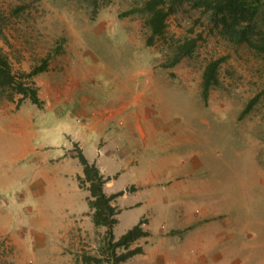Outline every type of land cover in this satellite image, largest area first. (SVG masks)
<instances>
[{"label":"rangeland","instance_id":"rangeland-1","mask_svg":"<svg viewBox=\"0 0 264 264\" xmlns=\"http://www.w3.org/2000/svg\"><path fill=\"white\" fill-rule=\"evenodd\" d=\"M146 1L0 0V49L14 74L47 60L34 77L41 108L0 100V264H107L78 149L107 194L124 192L115 240L140 221L150 232L123 264H264L263 54L172 0L149 46ZM255 24L260 44L264 7ZM194 38V53L167 67ZM215 61L218 83L204 97Z\"/></svg>","mask_w":264,"mask_h":264},{"label":"trees","instance_id":"trees-1","mask_svg":"<svg viewBox=\"0 0 264 264\" xmlns=\"http://www.w3.org/2000/svg\"><path fill=\"white\" fill-rule=\"evenodd\" d=\"M192 2L195 7L210 13L212 19L219 29L221 35L228 42L236 45L247 44L256 48L264 57V32L260 44L255 40L258 35L256 20L259 17L264 0H172V4ZM166 0H147L142 12L146 14L145 26L150 30L151 36L147 42L149 46L154 45V39L163 37L165 34L167 20L170 10L166 7ZM261 33V32H259ZM197 39H188L178 44L174 51L173 60L167 67H173L183 58L190 57L196 47ZM47 60L39 67L32 69L29 73L14 74L8 58L0 49V100L15 101L20 95L23 99H30L32 104L41 108L43 102L38 96V89L34 77L46 70ZM219 61L210 63L203 75V95L218 83ZM75 157L82 166V175H78L79 188L88 192L86 198L90 210L92 222L97 228H105L104 247L107 264H123L136 255L144 253L142 246L133 248L134 244L141 239L148 238L150 232L143 228V221L129 229L117 241L113 234V228L118 223L120 209L114 206V201L123 195V191L107 194L105 184L107 178L101 173L95 162H90L81 149ZM118 250H124L118 254ZM104 260L93 256H84V264H102Z\"/></svg>","mask_w":264,"mask_h":264},{"label":"bare ground","instance_id":"bare-ground-1","mask_svg":"<svg viewBox=\"0 0 264 264\" xmlns=\"http://www.w3.org/2000/svg\"><path fill=\"white\" fill-rule=\"evenodd\" d=\"M105 115V114H104ZM105 117V116H104ZM101 118H103V117H101ZM99 119V118H98ZM100 122V121H99Z\"/></svg>","mask_w":264,"mask_h":264}]
</instances>
